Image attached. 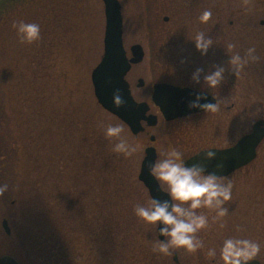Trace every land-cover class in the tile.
<instances>
[{
	"label": "rangeland",
	"instance_id": "rangeland-1",
	"mask_svg": "<svg viewBox=\"0 0 264 264\" xmlns=\"http://www.w3.org/2000/svg\"><path fill=\"white\" fill-rule=\"evenodd\" d=\"M117 1L127 55L135 44L145 54L128 74L132 95L137 102H146L153 114L155 108L148 100L153 83L167 75L179 80L184 74L182 66L174 59L170 63L166 55L174 47L182 51L187 31L198 28L204 10H212L207 25L213 18L252 17L259 27L264 19V0ZM8 2L0 6V182L9 185L0 196V255L9 254L21 264H220L219 256L209 260L207 248L219 249L223 238L233 235L258 240L264 258V139L256 159L228 177L233 182L232 200L225 205L229 214L214 220V210H198L209 215V225L198 233L205 248L195 253L179 248L170 255L154 251L157 229L134 212L137 203L150 201L137 179L148 135H132L123 122L101 108L93 93L91 72L103 53L102 0ZM16 19L39 23L41 38L21 42L12 26ZM263 30L256 31L253 40L245 35L236 50L243 55L255 46L259 60L237 71L227 63L230 58L222 63L226 71L219 86V118L215 114L203 123L187 119L167 124L157 113L158 123L148 131L164 136L158 159L164 158L169 146L187 157L197 148L194 140L199 147L210 144L216 129L225 145L233 130L231 113L236 110L237 138L264 120ZM223 37L224 45L232 43ZM157 53L162 57L158 61ZM156 62L166 67L158 70ZM138 78L144 79L143 88L137 89ZM101 120L122 124L137 151L130 157L114 152L116 140L105 136L98 126ZM8 121L13 135L6 133ZM169 130L179 134L167 138ZM4 219L9 235L1 225ZM37 243L46 244L49 256L39 251Z\"/></svg>",
	"mask_w": 264,
	"mask_h": 264
},
{
	"label": "clouds",
	"instance_id": "clouds-1",
	"mask_svg": "<svg viewBox=\"0 0 264 264\" xmlns=\"http://www.w3.org/2000/svg\"><path fill=\"white\" fill-rule=\"evenodd\" d=\"M212 17V10H204L199 19L207 22ZM13 28L21 42L32 43L41 38V25L34 21L24 19L13 20ZM195 47L202 55L206 54L214 44L211 36L205 32H198L193 39ZM229 50H235V43L228 44ZM255 46L249 47L242 55L239 51H231L228 63L234 71L242 69L249 61H257ZM226 69L223 65L216 66L214 70L203 75L201 90L189 102L191 108H199L209 112L220 109V101L213 97L214 102L207 99L209 91L221 86L224 81ZM202 68L192 73V80L201 81ZM201 101H204L201 103ZM114 107H120L122 100L120 90L112 94ZM107 138H115L116 143L112 150L126 157L132 156L138 145L132 143L124 134V126L119 123L98 122ZM215 153L211 150L205 152V159L211 160ZM184 152L175 146H169L163 159L154 160L149 165V172L157 181L161 192L166 193L168 199L160 200L151 197L148 204L137 203L134 207L135 215L145 223L152 224L157 229L153 250L161 254L170 255L175 249L183 248L185 251L195 253L205 248V242L198 233L209 225V215L198 211L202 208L215 211L212 219H220L229 214L226 203L232 200L233 182L227 176H221L206 171L200 163L189 165ZM221 165H218L220 167ZM9 190L7 183L0 182V196ZM162 237V238H161ZM262 245L258 240L244 236H225L219 246L208 247L206 255L209 260L219 256L220 264H249L258 260Z\"/></svg>",
	"mask_w": 264,
	"mask_h": 264
},
{
	"label": "water",
	"instance_id": "water-1",
	"mask_svg": "<svg viewBox=\"0 0 264 264\" xmlns=\"http://www.w3.org/2000/svg\"><path fill=\"white\" fill-rule=\"evenodd\" d=\"M102 2L105 16L103 53L99 63L91 72L94 97L103 110L124 122L133 134H138L142 131L143 121L147 122L148 126H155L157 122L156 116L147 115L150 109L147 103L136 102L133 99L130 86L125 79L131 67L143 61L144 51L141 45H132L130 47L131 58L127 57L123 45V21L120 4L117 0H102ZM139 86H142V82ZM116 89L120 90L124 101L118 108L114 107L112 103V94ZM196 93L169 84H155L152 102L159 108L164 119L171 121L204 111L189 106V102L195 98ZM207 99L212 101L210 97ZM203 102L201 101V103ZM263 138L264 120H259L254 124L252 132L241 138L235 146L226 150H211L215 153V157L211 160L204 158L206 151L200 152L188 159L187 163L189 165L200 163L206 171L226 176L255 159L256 149ZM154 160V149L148 148L141 164L138 179L146 188L150 198L153 196L160 200L168 199L166 193L159 190L157 181L149 172V165ZM218 165L221 166L218 167ZM3 226L6 232H9L5 221ZM0 264L19 263L10 256H2L0 257ZM249 264H260V262L254 260Z\"/></svg>",
	"mask_w": 264,
	"mask_h": 264
},
{
	"label": "flooded vegetation",
	"instance_id": "flooded-vegetation-1",
	"mask_svg": "<svg viewBox=\"0 0 264 264\" xmlns=\"http://www.w3.org/2000/svg\"><path fill=\"white\" fill-rule=\"evenodd\" d=\"M8 1L9 0H0V6L9 4ZM10 1L11 2H15L16 0H10ZM251 18L252 17H248V18H213L212 22H210L209 25L205 24L202 21H199L198 22V28H196L194 31H187V36H186L187 39L185 40V46L182 48V51L180 50L181 48L174 47L166 55V59H168L169 62H170V59H172V60L174 59L175 62L177 61L176 63H178L180 66H182V70L184 71V74L182 75V78L178 80V76H177L176 80L173 81V79H174L173 76L167 75V77L165 79L154 82L153 85H152V90L149 93L148 100L152 102V96H153V92H154V85L155 84H160V83L169 84L171 86L178 87V88L189 89L192 92L200 91L201 90V85L203 84V75L206 73V70L207 71H212V70L215 69L216 66L223 65L222 63H223L224 59L227 60L228 58H230L231 52L228 53L229 49H228L226 44L224 45V41H223L224 37L223 36H225V38L231 39L232 43H235L237 45V48H239L240 45L244 44L245 35L247 37H250V39L253 40L254 36H255V32L264 29V19L259 21V24H258L259 27H258L256 25V20L254 18H252V19ZM167 21H168V18H163V22H167ZM226 23L228 24V26L225 28ZM224 28L226 29L225 31H224ZM229 29L230 30H233V29L237 30V32L236 31L235 32L234 31H229ZM201 31L205 32L206 34L211 36L212 39H213V42H214V44L209 48L208 52L206 54H204V55H202L200 53V51H198L196 49L195 43L193 41V39L195 38L196 34L198 32H201ZM240 35H242V37ZM156 38H157V36H156ZM225 43H226V41H225ZM237 48L235 50H233V51H236ZM159 49H160V47H158V50ZM173 50H176V51L180 50V51L176 52V53H173ZM177 53H178V55H177ZM160 54L161 53L155 54L157 56V61L162 59ZM155 55H154V58H155ZM251 65L257 66V63H253L252 62ZM155 66L157 68H159L158 70H161L162 67H164V68L166 67V64L165 63L156 62ZM197 68H202L204 70V72L201 73V81H200L199 84L192 80V73ZM128 74L126 76V80H127L128 84H129L130 90H131V85H130V82L128 80ZM141 82H142V86H139V84ZM144 86H145L144 79L143 78H138L137 79V86H136L137 89L143 88ZM205 91H209L210 92L207 95V97H210L212 100H213V97H215L217 100L220 101V109H219V111L209 112L207 110H204V111H200V112L189 114V115H187L185 117H182V118L174 119L172 121H166L164 119V117L161 115V113L159 111V108L156 107L153 104V106L155 108L154 114L151 113V111H150L151 109L149 110L148 113H150L152 115H155L157 117L156 125L158 123V115H157V113L160 115L162 122L163 123H167V124H177V123L182 122L183 120H187V119L188 120L189 119H200V123H203L204 119H206L209 116L213 117V115H215V114H216V118H219L220 117V113H221V101H222L221 100V98H222L221 88L218 86L215 89H205ZM131 94H132V91H131ZM132 97H133V95H132ZM139 97L142 98V95L140 94ZM141 102H144V101L141 100ZM231 109H234V110L237 109L235 104L231 105ZM231 115H232V119H233V130H232V133L230 135V140L227 143L224 142V143H226L225 145H222L223 144V141H222L223 139H221V132H219L218 129H216V131L213 133V138H210V141H211L210 144H207L205 142V143H202L203 147L202 146L199 147L198 146L199 141L194 140L193 141L194 142V146H197V148L192 150L191 153L187 154L186 158L189 159V158L197 155L198 153L204 152V151L226 150L228 148H231V147L235 146L238 143V141L243 136H246V135L251 133L253 126H252L250 132H247L245 135L237 138V135H236L237 124H238L237 120L239 118L238 111L237 110L234 111V113L233 114L231 113ZM10 123H11V121H8V123H7V127H8L7 132H6L7 135H13V129L9 128ZM253 125H254V123H253ZM155 126H148L147 122L143 121L142 122V131L140 133H138V134L131 133V131L127 127L128 130L130 131V133L132 135H134V136H137V135H139L141 133H146L148 135V140H147L145 148H144V156H143V159L141 161V164H142V162L144 160L145 152H146V150L148 148H153L154 149L155 160H158L159 152H160L159 145H161V143L163 141L162 138L164 136L160 135L157 132L150 133L148 131L149 128H155ZM163 131H165V130H163ZM169 132H170L169 135H165L164 133L163 134L167 138H169V137L171 138V137H173V135H178L179 134V131H175L176 133H173L172 131L169 130ZM8 139L11 140V138H8ZM177 142H179L178 139H177ZM180 142L182 143V146H186V143H184L183 141H180ZM188 145L190 146L191 144L188 143ZM251 163H249V164H247V165H245V166H243L241 168H238V169L232 171L230 174H228L226 176L227 177L231 176L233 173H236L238 170L246 168ZM137 179H138V176H137ZM139 184H141V183L139 182ZM141 186H142V188H144L142 184H141ZM143 191H144L145 195L148 196L146 194L147 191H146L145 188L143 189ZM6 224H7L9 232H6V230L4 228H3V230L6 232V234L9 235L10 234V228L8 226V222L7 221H6ZM1 225H2V223H1Z\"/></svg>",
	"mask_w": 264,
	"mask_h": 264
},
{
	"label": "trees",
	"instance_id": "trees-1",
	"mask_svg": "<svg viewBox=\"0 0 264 264\" xmlns=\"http://www.w3.org/2000/svg\"><path fill=\"white\" fill-rule=\"evenodd\" d=\"M33 242L36 244V242H38V241H37L36 238H34V239H33ZM37 244H38V246L40 245V247H39V251H40V252L43 253V252L46 251V248H47V247H46V244H44V243H43V245H42V244H39V243H37ZM34 246H35V245H34ZM35 247L37 248V246H35ZM45 253H46V252H45ZM46 254H47V253H46ZM47 255L49 256V253H48ZM258 260H260V262H261V264H262V262L264 261V258L259 257Z\"/></svg>",
	"mask_w": 264,
	"mask_h": 264
}]
</instances>
